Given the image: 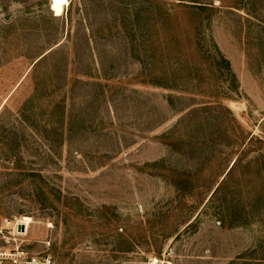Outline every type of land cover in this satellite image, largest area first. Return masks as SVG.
<instances>
[{
  "label": "rangeland",
  "instance_id": "374dc122",
  "mask_svg": "<svg viewBox=\"0 0 264 264\" xmlns=\"http://www.w3.org/2000/svg\"><path fill=\"white\" fill-rule=\"evenodd\" d=\"M18 246L264 264V0H0V249Z\"/></svg>",
  "mask_w": 264,
  "mask_h": 264
},
{
  "label": "built area",
  "instance_id": "2783aa9c",
  "mask_svg": "<svg viewBox=\"0 0 264 264\" xmlns=\"http://www.w3.org/2000/svg\"><path fill=\"white\" fill-rule=\"evenodd\" d=\"M0 264H57V262L49 255L30 257L27 251L18 246L13 249H0Z\"/></svg>",
  "mask_w": 264,
  "mask_h": 264
},
{
  "label": "trees",
  "instance_id": "16d2710c",
  "mask_svg": "<svg viewBox=\"0 0 264 264\" xmlns=\"http://www.w3.org/2000/svg\"><path fill=\"white\" fill-rule=\"evenodd\" d=\"M194 7H192V10H191V12L189 13L190 15H193V16H199L200 15V13H201V10H204V8H205V6H202V5H193ZM54 13H56L55 11H54ZM135 16H138V13H135ZM145 18H147V16L145 17ZM147 23H143L142 25L140 24V26L142 27L141 28V30H142V37H145L146 35H147V33H148V28H147ZM201 25H202V23H201ZM197 28H199L200 27V24L199 25H197L196 26ZM100 30H103V29H100ZM178 35V39H177V36H175V41H177L178 43L180 42V39L182 38V36H180V32H179V34H177ZM181 42H182V40H181ZM216 46V45H215ZM219 52V54L222 56V53H220V50L218 51ZM49 54H51L50 52L48 53V55ZM44 57H48L47 56V54H45V56ZM145 58V57H144ZM142 59V64H144L145 63V59ZM222 60H223V62H224V64H225V66H227L229 69V77L230 78H232L233 80H236V75H235V73L233 72V70H232V68H231V66H230V62H229V60L228 59H226V58H224L223 56H222ZM91 84V83H90ZM92 85H94L96 88H97V90H98V95L100 94V93H103V91H102V87H103V84H101V83H99V82H95V83H93ZM235 165V163L233 164V166ZM232 166V167H233Z\"/></svg>",
  "mask_w": 264,
  "mask_h": 264
},
{
  "label": "bare ground",
  "instance_id": "6f19581e",
  "mask_svg": "<svg viewBox=\"0 0 264 264\" xmlns=\"http://www.w3.org/2000/svg\"><path fill=\"white\" fill-rule=\"evenodd\" d=\"M29 221H30V218H28V217H25V218H24V221H22V223H23V225H26V226H28V224H29Z\"/></svg>",
  "mask_w": 264,
  "mask_h": 264
}]
</instances>
